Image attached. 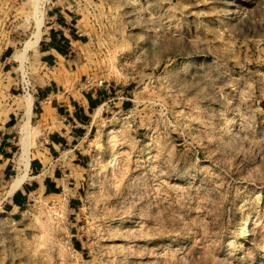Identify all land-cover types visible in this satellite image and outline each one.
I'll list each match as a JSON object with an SVG mask.
<instances>
[{"label": "rangeland", "instance_id": "obj_1", "mask_svg": "<svg viewBox=\"0 0 264 264\" xmlns=\"http://www.w3.org/2000/svg\"><path fill=\"white\" fill-rule=\"evenodd\" d=\"M66 1L0 0V129L46 82L12 61L35 3ZM95 1L80 81L130 107L105 106L80 189L10 212L0 161V264H264V0Z\"/></svg>", "mask_w": 264, "mask_h": 264}, {"label": "crops", "instance_id": "obj_2", "mask_svg": "<svg viewBox=\"0 0 264 264\" xmlns=\"http://www.w3.org/2000/svg\"><path fill=\"white\" fill-rule=\"evenodd\" d=\"M95 2L67 0L44 13L40 41L31 57L40 66L46 82L28 93L23 89L16 95L10 92L11 97L20 98L21 114L23 97H30V125L36 133L30 150L28 179L6 200L5 210L11 212L24 207L34 193L55 197L74 187L80 189L89 165L85 146L94 138L99 120L93 121V112L99 106L104 112L107 104L119 99H122L121 109L130 107L127 99L118 98L123 91L108 82L93 88L81 84L85 69L82 62L88 57V46L97 29L92 16ZM10 56L11 49L2 54L3 60ZM89 75L92 82L99 78L96 73ZM17 125L16 114L12 112L0 129V161L8 178L15 174L13 160L19 151Z\"/></svg>", "mask_w": 264, "mask_h": 264}, {"label": "bare ground", "instance_id": "obj_3", "mask_svg": "<svg viewBox=\"0 0 264 264\" xmlns=\"http://www.w3.org/2000/svg\"><path fill=\"white\" fill-rule=\"evenodd\" d=\"M42 3V2H41ZM40 3V4H41ZM41 6V5H40ZM44 12L39 7L38 2L35 3L33 7V19L31 22L32 33L29 36V39L24 43L20 52L13 54L12 60L18 64L20 71L23 69L26 56L28 54L33 55L37 49V45L40 41L41 29L43 23ZM28 28V27H27ZM102 106H99L92 115L93 121L98 120L101 112ZM31 118V99L28 95L23 97L22 104V120L17 125L16 130L19 136L18 146L19 151L15 158L16 164V176L10 182L6 194L2 201L8 200L16 191L20 189V187L24 184V182L28 179V164L30 161V150L34 144L35 134L30 125ZM236 122V117L231 116L227 119L224 124V131H230ZM111 160H107L106 166L104 167V171H108L110 167ZM124 189H128V185H124Z\"/></svg>", "mask_w": 264, "mask_h": 264}, {"label": "built area", "instance_id": "obj_4", "mask_svg": "<svg viewBox=\"0 0 264 264\" xmlns=\"http://www.w3.org/2000/svg\"><path fill=\"white\" fill-rule=\"evenodd\" d=\"M87 86L93 88L95 86L101 87L103 85V81L99 80L98 82H92L91 80L86 82Z\"/></svg>", "mask_w": 264, "mask_h": 264}]
</instances>
